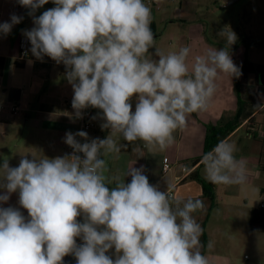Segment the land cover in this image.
Segmentation results:
<instances>
[{
    "label": "clouds",
    "instance_id": "obj_1",
    "mask_svg": "<svg viewBox=\"0 0 264 264\" xmlns=\"http://www.w3.org/2000/svg\"><path fill=\"white\" fill-rule=\"evenodd\" d=\"M17 2L29 9L35 25L23 33L31 53L66 67L74 118H82L83 109H99L101 127L110 131L91 140L85 131L66 133L64 142L73 152L64 156L21 155L16 167L3 160L0 204L18 192L28 216L0 207V264H64L69 255L76 264H209L194 215L204 202L162 191L143 166L126 172L129 183H113L106 158L127 147L118 143L121 137L129 144L143 142L150 152L171 147L189 116L208 109L219 75L240 76L228 50L236 34L225 27L219 33L223 49L194 57L187 46L168 53L156 48L150 55L153 16L144 0H52L55 7L38 17L49 0ZM22 19L11 14L10 22L0 23V33L9 34ZM236 152L234 143L221 140L203 154L206 179L244 185L247 166Z\"/></svg>",
    "mask_w": 264,
    "mask_h": 264
},
{
    "label": "crops",
    "instance_id": "obj_2",
    "mask_svg": "<svg viewBox=\"0 0 264 264\" xmlns=\"http://www.w3.org/2000/svg\"><path fill=\"white\" fill-rule=\"evenodd\" d=\"M176 1L144 0L152 10L150 26L155 37V48L149 54L156 48L168 53L187 46L190 57H194L210 48L223 49L226 43L219 33L228 27L237 37L228 50L241 74L238 78L219 75L208 109L192 113L187 127L174 133L175 143L168 149L150 152L143 142L129 144L119 138L118 143L127 147L106 158V175L113 183H129L131 177L125 176L126 172L143 166L151 184L169 191L176 185V178L183 176L185 165L191 174L176 186L175 197L204 202V210L194 215L203 228L201 251L209 264H264V233L249 230L251 211L264 205V0H183V7L174 6ZM217 8L226 10L222 25L214 14ZM28 12L17 0H0V23L10 22L11 14L23 17L9 34L0 33V105L19 103L24 108L18 115L0 109V164L7 158L12 167L19 165L21 155L30 159L66 155L65 135L77 128L71 106L74 92L66 79L65 65L47 56L42 61L36 57L25 61L19 58L20 39L25 30L34 26L27 21ZM206 13L210 15L207 19L201 15ZM136 102L133 97V111ZM240 109L238 126L223 140L235 144L236 157L246 163L248 180L244 185L215 184L214 198H209L202 182L191 177L197 173L210 182L200 163L203 154L210 151L206 148L207 126L232 119ZM91 110L95 127L89 137L104 139L110 130L101 127V110ZM165 157L174 164L167 174L162 172ZM3 192L0 189V194ZM10 206L28 216L19 205L18 192L0 204ZM78 219L83 222V217ZM70 264H76V260Z\"/></svg>",
    "mask_w": 264,
    "mask_h": 264
},
{
    "label": "built area",
    "instance_id": "obj_3",
    "mask_svg": "<svg viewBox=\"0 0 264 264\" xmlns=\"http://www.w3.org/2000/svg\"><path fill=\"white\" fill-rule=\"evenodd\" d=\"M230 3H231L230 1L229 2H226L222 7L223 8H226ZM19 48H20V55H19L20 60L25 61V60L32 59V58L35 57L31 53V50H30L31 49L30 41L26 38L25 35H23L21 37V39H20ZM0 109L3 110V111H8L12 115L21 114L23 112V110H24V108L19 103H6V104H1L0 105ZM93 117H94L93 116V112H92V110H91L90 107L87 108V109H83L82 110V118L76 119V121H77V128L73 132V134H75L78 131H85V132L88 133V137H89V133L95 127V121H94ZM77 139L81 143L85 142L80 137H77ZM89 140H91L90 137H89ZM72 152H73V149L70 146H68L67 147L66 154H71ZM173 166H174V164H172V162L170 161V159L167 158V157H165L163 159V163H162V172L164 174L169 173L172 170ZM182 172H183V176L176 178V185L169 190L170 193H171V195L174 196V197H175V189H176V186L178 184H180L181 182H183L191 174L190 169L187 168L185 165L182 166ZM262 207H264V205H262ZM77 243L78 244H82L83 241L80 240L79 238H77ZM72 260H76L74 256H72V255L66 256V257H64V264H70V262Z\"/></svg>",
    "mask_w": 264,
    "mask_h": 264
},
{
    "label": "trees",
    "instance_id": "obj_4",
    "mask_svg": "<svg viewBox=\"0 0 264 264\" xmlns=\"http://www.w3.org/2000/svg\"><path fill=\"white\" fill-rule=\"evenodd\" d=\"M252 43H257L252 41ZM249 65V64H247ZM242 105V104H241ZM241 108V107H240ZM242 113L241 109L238 113L229 120H222L217 126L209 125L207 126V137H206V148L211 150L218 144L221 140L226 138L239 124ZM196 164V163H195ZM192 178L198 179L202 182L204 193L209 198H214V188L215 184L211 182L204 181L197 173L191 175ZM249 230L252 232L264 233V207L253 209L250 214L249 219Z\"/></svg>",
    "mask_w": 264,
    "mask_h": 264
},
{
    "label": "rangeland",
    "instance_id": "obj_5",
    "mask_svg": "<svg viewBox=\"0 0 264 264\" xmlns=\"http://www.w3.org/2000/svg\"><path fill=\"white\" fill-rule=\"evenodd\" d=\"M222 1H224V0H222ZM174 6H177V7L182 6L183 7V0H177L176 3L174 4ZM53 7H55V5L52 3V0H49V3L45 4L43 7L38 9L36 11L35 15L38 16L39 14H42L44 11L48 10V8H53ZM214 10H216L214 14H216L217 17L221 20V25H222L223 24L222 18L225 17V15H223V14H224V12H226V10H223V9H220V8H217V9H214ZM201 15L204 16L205 19H207V17L210 16L208 13L201 14ZM27 21H30L29 23L33 24V18L31 16H28ZM223 27H224V25H223Z\"/></svg>",
    "mask_w": 264,
    "mask_h": 264
}]
</instances>
